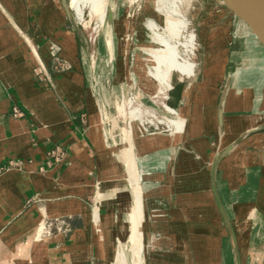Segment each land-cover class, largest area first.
Masks as SVG:
<instances>
[{
  "label": "crops",
  "instance_id": "0c3cea01",
  "mask_svg": "<svg viewBox=\"0 0 264 264\" xmlns=\"http://www.w3.org/2000/svg\"><path fill=\"white\" fill-rule=\"evenodd\" d=\"M53 43L69 70L54 68ZM80 55L61 0H0V164L24 163L0 175V264H117L136 178L144 264H237L236 250L241 264H255L250 252L264 249V62L232 83L226 72L223 86L219 67L202 72L189 60L191 74L173 71L171 82L174 73L184 80L167 101L184 131L124 130L122 160L106 143ZM40 63L51 82L36 77ZM56 145L69 159L40 171ZM98 184L117 198L93 211ZM49 222L60 230L43 234Z\"/></svg>",
  "mask_w": 264,
  "mask_h": 264
},
{
  "label": "rangeland",
  "instance_id": "374dc122",
  "mask_svg": "<svg viewBox=\"0 0 264 264\" xmlns=\"http://www.w3.org/2000/svg\"><path fill=\"white\" fill-rule=\"evenodd\" d=\"M109 7L115 8L111 30L107 26V15L106 21L101 24L102 14L98 7L95 9L91 5L85 7L83 23L72 11L83 28L87 40L91 37V42L88 40V43L93 56V76L96 80L102 77L100 95L103 125L113 141L112 147L116 158L122 159V147L124 148L125 144L124 130H127L133 138L135 130L140 131L136 119L141 118L145 122L149 119L144 115L145 108L149 107L152 113L165 116L167 112L161 103L167 102L171 106L166 97L169 96L170 99V96L173 98L178 96L179 91L175 90V87L178 80L183 78L182 75L174 73L173 88L163 93L158 92V86L155 81L151 80L156 79L157 76L148 75V69L151 66L148 58H151L152 63L159 64L165 60L164 55L167 54L168 47L162 44L160 38H164L168 42L170 51L173 49L182 58H189L195 63V67L197 64L202 72L210 66L211 68L219 67L221 70L218 81L220 86H223L225 82L226 72L231 73L230 83H232L236 71L260 70L261 63L259 62H264V48L248 26L241 23L239 31L249 39L253 47L248 54L251 45L236 32L239 25L237 21L233 20L229 13L223 14L226 11L222 8L220 0H137L135 2L109 0L107 10ZM149 21L154 22L155 27L152 33L147 29ZM191 34H195V48L193 52L185 55L181 44ZM80 63L83 68L82 57H80ZM67 70L65 67L60 72ZM131 99H134L133 103L128 107L130 105L128 100ZM152 101L157 102L153 103ZM119 105L125 106V117L118 114ZM168 116L176 118L175 115ZM87 128L89 129L88 123ZM172 129V127L168 128L163 124L160 125V131L156 134L172 136L174 135ZM139 133L142 137L147 136V133L142 131ZM114 182L116 181L114 180ZM114 182L113 184H115ZM117 190L115 188L114 195L102 197L103 190L99 185L96 196H93L89 201L92 210L95 211L96 207L100 206L105 199L111 201V198H114L116 200ZM97 195L100 198H97ZM95 217L94 220H96ZM125 217L127 218V215ZM126 218L123 221L127 224L128 218ZM100 230L96 231L101 239V225ZM129 230L130 226L127 227V232ZM127 240L128 234L124 233V240L115 241L113 260H115L118 247L121 244L127 245ZM250 254H253L256 259L255 264H264V249L251 251ZM128 256L131 258L129 253ZM112 263L114 264V261Z\"/></svg>",
  "mask_w": 264,
  "mask_h": 264
},
{
  "label": "bare ground",
  "instance_id": "6f19581e",
  "mask_svg": "<svg viewBox=\"0 0 264 264\" xmlns=\"http://www.w3.org/2000/svg\"><path fill=\"white\" fill-rule=\"evenodd\" d=\"M129 1L135 2L137 0H129ZM87 5H91L93 9L98 7L101 10V14H102L101 24H103L106 21L109 0H70V6L72 10L74 11L77 19L81 23L84 22V9ZM154 27H155L154 22L152 23V21H149L147 23V29L150 31V33L154 31ZM160 39H161L162 44L168 47V49H166L167 54L164 55L165 60H163V62H160L159 64L152 63L153 61L151 60V58L150 57L148 58L151 63V66L148 69V75L153 74L157 76L156 79H151V78L150 79L155 81L156 85L158 86V92L163 93L173 88L172 82L169 80V76L173 71H178V72L180 71V72H183L184 74L189 75L193 71L194 64L191 61H189L190 60L189 58H182L173 49L170 51L169 50L170 46L168 45V42H166L164 38H160ZM194 45H195V34H191L181 44V46L185 50V55L187 53L193 52L195 48ZM166 98L168 99V97ZM133 100L134 99L128 100L130 104L128 107L131 106V104L133 103ZM152 102L156 103L157 101H152ZM161 105L164 107L168 115H173V116L175 115L176 118L174 119L173 117L168 116V115L160 116L158 114L152 113L151 109L147 107L145 108V111H144V115L149 117V119H147V122L143 121V119L141 118L136 119V121H138L139 123V128H140L139 132L142 131L143 133H148V135H156V133L160 131L159 130L160 125H163V124L168 126V128L172 127L173 128L172 132L174 135H176V133H178L180 130L182 132L184 131L186 122L184 118L181 116V114L178 111H176L174 108L166 104L165 102H162ZM118 112L120 115H124L123 106H120L118 108ZM128 158H129V174L133 178L134 177L133 174L135 173V170H137L136 169L137 163L134 158L130 156ZM132 191H133L134 205L129 208L130 223H131L129 240H128L127 245L122 246L120 250L118 251L117 256H116L117 264H144L145 243H144V234L142 230V223H143L142 190H141V186L139 184L138 178H136L135 181L132 180ZM128 253L130 254V257H131L130 263L128 261Z\"/></svg>",
  "mask_w": 264,
  "mask_h": 264
},
{
  "label": "water",
  "instance_id": "95a60500",
  "mask_svg": "<svg viewBox=\"0 0 264 264\" xmlns=\"http://www.w3.org/2000/svg\"><path fill=\"white\" fill-rule=\"evenodd\" d=\"M65 12L67 14V18L72 26L75 34L78 38L81 50V57L83 62V68L88 79V83L90 88L92 89L93 95L97 101V109L99 112V116L101 117V121L103 124V108L101 102V95H100V85L102 77H99L97 80L93 76V59L90 50V46L88 40L85 36L84 30L81 25L78 23L69 3V0H61ZM116 1V0H115ZM222 8L226 11L223 13L224 15H231V18L237 21L238 28L236 30L237 33L240 34L241 37L245 38L247 42L249 39L241 34L240 24H245L254 34L255 38L259 42V44L264 48V0H220ZM115 16V8L109 7L107 13V26L108 29H112L113 22ZM245 40V41H246ZM251 45V43L249 42ZM253 47L251 45L252 51ZM112 58V54L110 55ZM104 136L108 146L112 145V139L109 133L104 128ZM236 258L237 264L240 263V255L238 250H236Z\"/></svg>",
  "mask_w": 264,
  "mask_h": 264
},
{
  "label": "built area",
  "instance_id": "2783aa9c",
  "mask_svg": "<svg viewBox=\"0 0 264 264\" xmlns=\"http://www.w3.org/2000/svg\"><path fill=\"white\" fill-rule=\"evenodd\" d=\"M88 40L91 42V37L88 38ZM60 53H61V47L57 43H53L51 45V55H52V62L54 64V68L59 72L61 71L62 68L65 67L66 69L69 70L71 68L70 64L66 60H64V58L61 57ZM35 73L38 80L43 82L45 81L51 82V78L48 75L45 65L40 63ZM14 114L19 115L20 111L15 108ZM68 159H69V155L66 148L62 145H56L47 152V158L44 164L40 166V171L44 172L49 168L59 166L60 164L65 163ZM23 165L24 163L20 161H9L7 163L0 164V175L4 174L5 172L11 169H21L23 168ZM54 229L60 230V228L56 226L54 222L52 223L49 222L48 224H45L43 228V234L49 235Z\"/></svg>",
  "mask_w": 264,
  "mask_h": 264
}]
</instances>
